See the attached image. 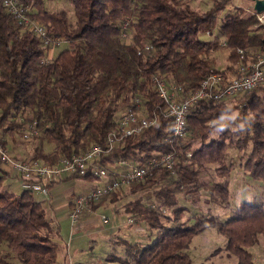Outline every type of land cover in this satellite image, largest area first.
<instances>
[{
    "label": "trees",
    "instance_id": "16d2710c",
    "mask_svg": "<svg viewBox=\"0 0 264 264\" xmlns=\"http://www.w3.org/2000/svg\"><path fill=\"white\" fill-rule=\"evenodd\" d=\"M21 1L35 8L31 15L47 26L50 35L65 40L68 47L60 49L50 62L41 63L44 49L38 38L21 29L0 3L3 145L7 144L6 134L24 138L20 129L26 121L35 120L38 134L34 139L38 142L32 158L53 164L94 142L104 144L122 109L140 97L142 110L156 117V124L122 137L101 162L117 157L142 162L171 149H179L180 157L175 177L165 169H154L128 186L133 193L151 192L156 203L151 207L138 195L124 204L137 220L154 229L148 243L119 241L126 247L128 257L135 264H194L184 249L194 235L217 222L218 231L227 238L226 248L237 257L236 264H257L247 247L256 241L258 233H264V203L244 201L231 209L223 221L195 214L187 223L181 221L186 207L178 202L177 192L185 187L191 200L196 201L203 189L207 200L227 205V184L234 167L228 161L229 147L242 152L241 165L248 175L264 182V82L238 94L232 105L227 104L231 97L200 100L187 115L188 134L181 144H175L165 141L170 117L165 114V103L152 80L154 75H162L182 84L185 90L194 89L215 64L212 51L226 46L231 61L238 58V46L247 51L250 47L264 49L262 32L252 28L255 16H242L237 10L225 14L218 27L224 46L219 40L202 39L200 35L217 26L227 0H212L203 11L182 0H70L73 23L65 9L47 10L43 0ZM126 19L132 30L131 43L120 37L118 23ZM143 40L151 42L153 49L138 55L136 46ZM214 69L224 74L225 81L230 77L229 68ZM233 110L242 123L237 136L224 127L211 137L217 126L213 121ZM29 111L31 115L27 116ZM45 143L52 146L50 151L44 149ZM186 151L190 152L188 157ZM209 164H214L216 176L211 181L200 175ZM8 176L0 167V244L7 245L18 259L17 264H58L60 244L52 236L56 232L52 220L30 190L7 189L3 180ZM73 177L78 176L69 175L60 181ZM93 178L89 174L82 176L84 180ZM52 183H46V187ZM119 190L108 193L104 200H117ZM56 234L60 237L58 227ZM130 259L120 261L129 263ZM0 264H10L7 253L0 252Z\"/></svg>",
    "mask_w": 264,
    "mask_h": 264
},
{
    "label": "built area",
    "instance_id": "2783aa9c",
    "mask_svg": "<svg viewBox=\"0 0 264 264\" xmlns=\"http://www.w3.org/2000/svg\"><path fill=\"white\" fill-rule=\"evenodd\" d=\"M0 3L14 17L21 29L30 31L38 38L40 46L44 49L40 62H50L52 49L61 46L63 39L50 35L47 26L31 15L34 11L21 0H0ZM255 15L256 25L264 36V9L260 12L255 11ZM118 25L122 40L131 43L132 30L129 19L119 22ZM152 49L153 44L143 40L142 44L136 46V53L145 55ZM236 52L240 62L227 81L224 74L213 67L200 85L190 90H185L178 82L168 81L162 75L152 77L154 87L165 103V114L170 117L169 132L165 141L181 144L180 140L188 134L187 115L200 100L227 99L252 90L264 82V49L248 52L238 46ZM141 102L140 97H135L122 109L115 127L109 131L104 144L94 142L85 150L68 157H61L53 164L38 158L26 160L13 156L0 141V167L18 178L22 189L41 193L44 196L48 194L46 183L59 181L64 176L75 174L80 177L89 174L94 177L90 188L86 192L76 194L69 205L68 217L71 223H76L81 217L90 214L108 193L143 179L151 170L165 169L175 177L176 165L180 157L179 149L157 152L142 162L120 157L113 158L108 163L101 162L122 137L133 135L143 128L156 124V117L142 110ZM37 134L35 120L26 121L22 127V136L28 139ZM189 155L190 152L186 151L185 156ZM150 206L154 207L155 204L151 203ZM162 210L165 212V209ZM101 219L104 223L109 221L107 215H102ZM128 221L131 222L132 218H128Z\"/></svg>",
    "mask_w": 264,
    "mask_h": 264
},
{
    "label": "rangeland",
    "instance_id": "374dc122",
    "mask_svg": "<svg viewBox=\"0 0 264 264\" xmlns=\"http://www.w3.org/2000/svg\"><path fill=\"white\" fill-rule=\"evenodd\" d=\"M43 1L47 10H67L68 19L73 23L75 18L70 0ZM182 1L188 2L194 9L199 11L206 10L212 4V0ZM252 4V0H227L224 5L225 7L220 12L217 26L211 32L201 33L200 37L202 39L219 40L225 46L226 43L223 36L219 33L218 28L224 15L237 10L242 16L253 14L256 18L255 9ZM31 10L35 11V8L31 7ZM252 28L259 31L256 22L252 25ZM67 47L68 43L63 40L61 46H56L52 49L50 53L51 57L53 58L60 49ZM248 49V52L258 50L255 47H250ZM227 54L228 48L226 46L222 49L212 51L210 55L215 57L213 68H229L231 71L230 73H233L240 61L238 58L236 60L231 59L230 61V59L227 58ZM245 62L246 60L244 63ZM238 96L239 95L228 99L227 104L232 105L236 103ZM26 115H31V112H27ZM215 122L217 126L214 127L211 137L218 135V133L222 131L220 125H223V128L227 127L229 131H233L234 135L237 136V129L242 125L237 117V111L235 110L215 119L213 123ZM20 131H22V129H20ZM12 136H14L15 139V147L19 146L20 148H24L25 152L27 151L26 155L31 156L33 154L34 147L38 142L37 139L34 138L37 136L28 139L20 138L21 136L19 134ZM4 138L9 147L13 149L10 143L11 137L6 134ZM44 149L50 151L52 146L45 143ZM7 150L9 152L8 148ZM241 155L242 152L234 147H229L227 149L228 161L234 164V167L230 171L227 184L230 194L227 205L207 200V192L203 189H200L199 198L196 201H192L186 188L183 187L177 192L178 202L186 207L181 221L191 223L193 221V215L195 214H201L204 217L213 216L216 220L223 221L229 216L231 209H235V207H238L244 201L264 203V182L254 180L248 175L247 171L241 165ZM213 166L214 164H209L200 171V175L203 179L208 181L216 179ZM81 177H75L76 185L74 191L78 193L86 192L90 188L89 186H91V180L83 179V182ZM119 192L120 197L117 200L111 201L110 199H103L104 201H100L90 214L81 217L76 223H71L69 217L61 218L59 221L60 237L56 234L57 226L53 225L54 228H56V232H54L52 236L55 239H59L57 242L60 244V251L57 256L58 264H135L134 261L128 257L124 244L120 242L122 239H126L131 243H148L154 229H151L145 222L137 220V215L127 211L124 208V204L129 200H133L138 195H140L147 204L156 203L149 191L133 193L128 190V186H125L122 187ZM73 198L74 197H72V199ZM164 209L165 213H169L168 209ZM102 215L108 216L109 221L107 223L102 221ZM130 217L132 218L131 222L128 221ZM166 223H170V221ZM226 241L227 238L223 233L218 231L217 222H215L207 225L198 234L194 235L184 250L190 255L194 264H236L237 257L226 248ZM247 248L257 264H264V233H258L256 241ZM0 252L8 254L10 264L18 263V259L10 252L6 244H0ZM124 258L130 259L129 263L120 261V259L122 260Z\"/></svg>",
    "mask_w": 264,
    "mask_h": 264
},
{
    "label": "crops",
    "instance_id": "0c3cea01",
    "mask_svg": "<svg viewBox=\"0 0 264 264\" xmlns=\"http://www.w3.org/2000/svg\"><path fill=\"white\" fill-rule=\"evenodd\" d=\"M233 73H230V75ZM10 140L13 149L10 148L8 144H6V146L11 153H13L16 157L25 158L26 160L32 158V155H26L27 151L25 152L24 148H20L19 146L15 147V139L13 137L10 138ZM64 177L67 178L68 176ZM75 181V177H73L53 182L52 185L48 188V194L45 196L41 193H33L34 198L41 201L45 209L46 215H48V217L52 220V224L56 225L59 230L60 219L68 217V208L71 203L72 197L78 194V192L74 191V187L76 185ZM3 184L7 189L13 192H20L22 190L19 179L16 178V176H13L12 173H10L9 176L3 180Z\"/></svg>",
    "mask_w": 264,
    "mask_h": 264
},
{
    "label": "water",
    "instance_id": "95a60500",
    "mask_svg": "<svg viewBox=\"0 0 264 264\" xmlns=\"http://www.w3.org/2000/svg\"><path fill=\"white\" fill-rule=\"evenodd\" d=\"M253 1V7L255 11L260 12L264 9V0H252ZM262 41L264 43V36L262 38Z\"/></svg>",
    "mask_w": 264,
    "mask_h": 264
},
{
    "label": "clouds",
    "instance_id": "9594fccd",
    "mask_svg": "<svg viewBox=\"0 0 264 264\" xmlns=\"http://www.w3.org/2000/svg\"><path fill=\"white\" fill-rule=\"evenodd\" d=\"M232 118H235V117H232ZM221 127L223 128V125H221Z\"/></svg>",
    "mask_w": 264,
    "mask_h": 264
}]
</instances>
